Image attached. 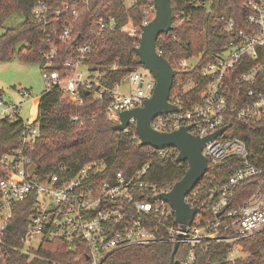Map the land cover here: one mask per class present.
Segmentation results:
<instances>
[{
    "label": "built area",
    "instance_id": "obj_1",
    "mask_svg": "<svg viewBox=\"0 0 264 264\" xmlns=\"http://www.w3.org/2000/svg\"><path fill=\"white\" fill-rule=\"evenodd\" d=\"M48 1L39 0L33 7L34 20H47L52 10ZM123 1L125 6L131 7L142 0ZM143 1L148 8L144 25L155 17L156 10L155 0ZM82 2L87 4L89 0ZM244 5L247 10L244 25L239 26L234 19H227L226 44L210 55L201 68L200 78L185 83L184 92L205 82L199 101L185 108L181 96L174 94L170 96V102L179 106L180 111L156 116L151 122L152 127L159 131H174L182 126H190V132L200 137L224 128L223 132L206 142L203 154L209 165L229 159L238 162L222 183L209 185L199 182L190 191L186 201L190 206L198 207L199 212L185 228L177 221L171 205L157 196L170 189L160 191L142 182L148 165L139 169L134 176L126 177L118 172L106 180L98 177L105 168L101 160L85 164L71 178L57 173L42 178L36 169L30 175L29 168L34 161L27 151L40 134L36 123L37 106L35 104L37 116L24 120L19 114L22 102L7 103L0 92V119L14 121L21 118L25 122L19 146L8 152L0 151L1 258L8 256L6 234L14 216V205L27 200H33V206L23 238L25 249L37 248L45 238H57L65 240L73 249L85 244L89 264H102L114 251L165 241L174 247L181 237L175 264H196L198 253L207 252L213 242L231 244L229 260L241 258L240 240L264 230V167L253 161L247 141L236 136L232 130L234 122L250 125L264 118V0H245ZM69 6L68 2H64L62 8L68 9ZM61 11H54V22H60ZM151 14L153 17L149 19ZM222 19L225 20L224 17ZM99 24L100 32L118 27L115 18H101ZM142 26L136 27L130 19L121 31L136 37L139 30L142 33ZM74 32L75 24L69 18L62 20L61 26L55 29L62 41L72 38ZM139 36L141 38V34ZM50 38L46 33V40ZM79 39L76 37L70 55L59 64L56 63L59 51L54 44L44 54L42 72L46 89L58 86L78 105L84 101L81 94L83 89H94L98 99L110 92L112 99L105 114L110 121L118 124L121 122V111L143 106L144 101L153 95L156 79L148 68L138 65L113 88L104 86L90 71L87 75L79 71L81 66H86L84 61L96 45L90 38ZM201 57L183 59L177 67L180 70H193ZM55 65L64 70V75L60 70L53 69ZM67 69H73V74L67 73ZM123 83L127 84L125 90L121 88ZM20 92L24 97L31 94L28 89ZM131 125L136 126L135 119H132ZM129 126L124 130L128 134ZM137 134L132 133V139L135 140ZM150 147L161 157L174 152L178 156L179 153L173 147ZM250 185L259 188L238 202L239 189Z\"/></svg>",
    "mask_w": 264,
    "mask_h": 264
},
{
    "label": "trees",
    "instance_id": "obj_2",
    "mask_svg": "<svg viewBox=\"0 0 264 264\" xmlns=\"http://www.w3.org/2000/svg\"><path fill=\"white\" fill-rule=\"evenodd\" d=\"M39 0H0V28L12 14H22L24 21L17 27L8 28L0 34V62L18 58L23 62L44 64V54L54 44L59 51L56 63L59 64L70 55L76 44V37L95 41L92 52L87 55L84 64L94 77L108 87L113 88L139 64L135 48L141 38L133 37L121 31L132 19L136 27H141L147 19L145 1L127 7L123 0H49L52 7L46 21L34 20L32 9ZM64 2L70 4L63 9ZM173 10V29L162 33L157 40V49L172 64L176 76L171 96L178 94L184 101V107H191L199 101L205 82H201L184 92L188 80L200 78V71L213 53L220 51L227 42L226 20L234 19L239 26L245 23L247 10L245 0H171ZM61 9L60 22H54L55 10ZM153 14L149 19H152ZM225 18L222 19V18ZM71 19L75 24L72 38L62 41L55 29L62 20ZM101 18H115L118 27L100 32ZM46 33L50 40H46ZM201 55V61L193 70H180L179 61ZM62 72L64 70L55 65ZM73 74V69H67ZM84 101L76 104L68 93L56 86L46 89L40 98L37 121L40 134L27 153L36 163V173L42 178L51 174L66 175L71 178L85 164L101 160L105 164L100 180L113 178L118 172L131 177L143 166L148 171L141 178L158 190L171 189L186 174L188 161H177L176 153L161 157L150 146H143L136 126L131 125L130 133L116 131L115 125L105 114L112 95L106 92L104 97H95L94 89H83ZM73 117H77L74 119ZM23 119H0V151L8 152L19 146V139L25 128ZM236 136L247 141L255 163L264 167V118L256 123L244 125L233 123ZM230 128V127H229ZM132 132V133H131ZM237 160H226L220 164L209 165V169L200 181L215 185L225 181L233 172ZM259 188L250 185L239 189L238 202L245 200ZM32 201H23L14 205V216L6 234L8 256L0 257V264H89L85 244L73 249L62 239L42 240L37 248L25 249L23 238L28 228ZM250 253L248 260L228 258L230 243L213 242L207 252L198 253L196 264H264V230L240 240ZM173 245L161 242L150 246H131L111 253L102 264H170ZM180 255L178 253L177 257Z\"/></svg>",
    "mask_w": 264,
    "mask_h": 264
},
{
    "label": "water",
    "instance_id": "obj_3",
    "mask_svg": "<svg viewBox=\"0 0 264 264\" xmlns=\"http://www.w3.org/2000/svg\"><path fill=\"white\" fill-rule=\"evenodd\" d=\"M155 17L142 26L141 40L135 48L139 57V64L148 68L156 79L153 95L144 101L143 106L120 112L121 122L113 129L124 131L132 119L136 121V130L141 145L152 146L156 149L176 148L179 153L177 161H188L189 168L185 176L158 198L168 202L175 211L177 221L182 228L190 224L199 212L198 207H192L186 201V196L202 180L209 169V162L203 154V148L208 140L214 139L224 128L200 137L190 132V126H182L174 131H159L152 127V120L159 115L179 112V106L170 102L171 91L174 86L176 72L171 62L157 49V40L162 33L173 29V10L171 0H155ZM81 34H78L77 40ZM37 165L32 163L29 172L33 175ZM178 241L174 245L170 264H175V256L179 247Z\"/></svg>",
    "mask_w": 264,
    "mask_h": 264
},
{
    "label": "rangeland",
    "instance_id": "obj_4",
    "mask_svg": "<svg viewBox=\"0 0 264 264\" xmlns=\"http://www.w3.org/2000/svg\"><path fill=\"white\" fill-rule=\"evenodd\" d=\"M24 21L22 14L14 13L5 21L0 28V34L8 28L17 27ZM79 71L88 74L87 66H81ZM127 84L123 83L121 88L126 89ZM22 89L30 90L29 97L21 94ZM46 90V82L43 77L41 65L38 62H23L18 58H13L6 62H0V92L7 103L20 105V116L24 120L35 118V101L40 99ZM1 118V113H0ZM240 256L243 260H248L250 253L242 244Z\"/></svg>",
    "mask_w": 264,
    "mask_h": 264
},
{
    "label": "crops",
    "instance_id": "obj_5",
    "mask_svg": "<svg viewBox=\"0 0 264 264\" xmlns=\"http://www.w3.org/2000/svg\"><path fill=\"white\" fill-rule=\"evenodd\" d=\"M39 102H40V99L36 100L34 103L36 104L37 106V112H38V106H39ZM37 116V115H36ZM33 119V118H32Z\"/></svg>",
    "mask_w": 264,
    "mask_h": 264
}]
</instances>
